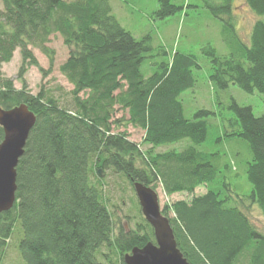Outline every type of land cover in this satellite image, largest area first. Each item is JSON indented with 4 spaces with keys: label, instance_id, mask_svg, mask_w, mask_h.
I'll return each mask as SVG.
<instances>
[{
    "label": "trees",
    "instance_id": "obj_1",
    "mask_svg": "<svg viewBox=\"0 0 264 264\" xmlns=\"http://www.w3.org/2000/svg\"><path fill=\"white\" fill-rule=\"evenodd\" d=\"M244 2L264 16V0ZM158 3L154 17L159 20L180 10L170 0ZM205 7L220 21L222 40L230 51L220 58L210 45L203 48L211 64V83L219 90L233 84L264 98V20L253 24L247 44L235 30L231 0ZM56 34L69 50L59 71L73 87L71 109L41 91L31 94L25 83L16 89L1 72L17 49L22 60L19 79L26 66L39 68L29 47L52 60L47 43ZM150 51V37L134 39L112 15L109 0H3L0 107L24 104L36 116L16 167V202L0 214V248L18 232L23 264H124L123 256L133 248L154 242L138 202L136 228L116 226L98 169L122 175L132 190L133 182H139L152 189L159 185L166 196H191L161 211L190 264H264V235L242 209L257 205L264 216V115L256 117L250 107L231 100L228 109L234 117L219 139L246 144L249 159L243 166L249 194L231 189L225 177L231 168L218 153L193 147L154 153L157 147L184 139L201 145L207 137L203 119L214 114L203 110L191 121L184 118L179 96L194 85V56L176 52L170 63L159 65L146 78L141 66ZM116 106L127 111L128 119L112 125L118 128L126 122L142 129L141 145L149 149L141 150L124 132H112ZM200 186L207 191L194 196Z\"/></svg>",
    "mask_w": 264,
    "mask_h": 264
},
{
    "label": "rangeland",
    "instance_id": "obj_2",
    "mask_svg": "<svg viewBox=\"0 0 264 264\" xmlns=\"http://www.w3.org/2000/svg\"><path fill=\"white\" fill-rule=\"evenodd\" d=\"M223 1L170 0L180 10L164 20L154 17V13L159 7V0H109V5L112 15L134 39L139 41L145 36L150 37L151 51L146 55L141 66V73L144 77H150L157 72L159 65L170 63L176 52L195 57L198 68L192 69L194 85L179 96L184 118L191 121L197 112L203 110L214 114V116L203 119L207 124V137L201 145L196 146L190 140L184 139L171 145L157 147L154 153L182 152L190 147L202 153H218L222 156V161L231 168L225 176L228 185L236 193L245 195L251 191V185L247 181L243 166L244 162L249 159L247 146L242 140L236 139L228 142L219 139L222 138L225 130L230 129L229 121L234 117V114L228 109L231 100L240 106L250 107L254 116L260 117L264 115V98L258 92L247 94L233 84L225 90H219L210 81L211 64L203 54V48L210 45L220 58L228 57L230 51L222 40L220 21L212 16L205 4L217 6ZM2 10L3 0H0V11ZM231 15L238 36L248 44L251 27L256 21L264 20V16L258 15L248 8L244 0H231ZM29 48L38 62L39 68L26 66L22 79H19L18 74L22 60L20 51L17 49L13 53L12 59L1 65L3 75L13 81L16 89H21L25 83L31 94L36 95L41 91L44 97L52 98L60 107L71 109L74 103L71 95L73 87L59 71V67L66 61L69 53L62 38L57 34L52 35L47 43L52 60L39 49ZM80 96L84 98V95ZM121 119L126 121L128 113L116 106L111 119L112 132L115 134L124 132L130 142L141 145L144 131L126 125V122H123L118 128L112 125V121L117 122ZM140 148L143 151L149 149L145 145H141ZM98 170L101 172V169ZM100 174L103 183L102 194L114 221H116V226H121L126 231L135 229L136 223L140 220V214L137 212L134 191L128 181L112 170H105ZM154 190L158 193L161 210L175 201L191 199V196L185 193L168 197L164 195L159 185ZM206 191L205 187L200 186L195 190L194 196L203 195ZM242 209L251 225L264 235V216L259 207L254 205ZM169 216H172V213ZM19 237L18 232H13L10 238L4 242V247L0 248V264H23L18 250ZM109 257L114 258L115 256L109 254Z\"/></svg>",
    "mask_w": 264,
    "mask_h": 264
},
{
    "label": "water",
    "instance_id": "obj_3",
    "mask_svg": "<svg viewBox=\"0 0 264 264\" xmlns=\"http://www.w3.org/2000/svg\"><path fill=\"white\" fill-rule=\"evenodd\" d=\"M35 122L36 116L24 104L7 110L0 107V214L12 209L16 202V167ZM97 174L100 176V171ZM133 190L141 214L153 230L154 242L133 248L123 256L124 264H190L177 248L157 193L139 182H133Z\"/></svg>",
    "mask_w": 264,
    "mask_h": 264
},
{
    "label": "bare ground",
    "instance_id": "obj_4",
    "mask_svg": "<svg viewBox=\"0 0 264 264\" xmlns=\"http://www.w3.org/2000/svg\"><path fill=\"white\" fill-rule=\"evenodd\" d=\"M99 171V170H98Z\"/></svg>",
    "mask_w": 264,
    "mask_h": 264
}]
</instances>
